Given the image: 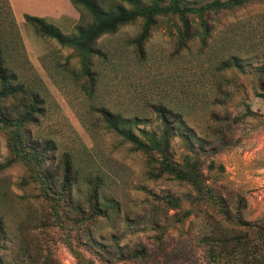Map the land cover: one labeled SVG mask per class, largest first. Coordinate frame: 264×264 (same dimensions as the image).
Wrapping results in <instances>:
<instances>
[{"label": "rangeland", "instance_id": "374dc122", "mask_svg": "<svg viewBox=\"0 0 264 264\" xmlns=\"http://www.w3.org/2000/svg\"><path fill=\"white\" fill-rule=\"evenodd\" d=\"M202 20L203 38L188 15L195 33L183 47L177 16L158 18L139 46L142 21L121 26L95 41L105 60L98 52L80 77L72 48L16 21L0 0V66L16 77L0 100V164L17 156L0 170L3 264H214L207 241L247 235L263 247L264 0ZM91 21L82 9L75 23H46L72 36ZM20 102L31 119L18 141L12 122L25 111L11 108ZM159 107L175 128L166 145ZM99 108L135 117L131 131L151 149L134 150L106 129ZM187 166L199 175L200 193L172 174Z\"/></svg>", "mask_w": 264, "mask_h": 264}, {"label": "trees", "instance_id": "16d2710c", "mask_svg": "<svg viewBox=\"0 0 264 264\" xmlns=\"http://www.w3.org/2000/svg\"><path fill=\"white\" fill-rule=\"evenodd\" d=\"M68 1L71 6L79 13V18L82 9L86 10L92 18V21L87 25L75 26V35L65 36L55 26H52L49 23L47 24L46 20L42 18H37L29 15H23L22 17L23 21L27 24L32 25L33 29H35L37 32L55 40L59 45L63 47L72 48L79 58L81 66L79 76L87 77L90 73L89 67L92 65V58L99 52L93 47L94 43L102 35L112 34L119 27L133 23L135 20L139 19L142 21L141 30L138 39L136 40V43L139 46L148 38V32L155 25V21L158 18L177 16L181 23V28L176 30L177 37L179 39V46L183 47V41L186 39L189 40L191 35L195 33L191 32V30L189 29V24L187 21L188 15H194L198 19L199 32L197 33L203 38L209 32L208 27L205 26L202 20L205 14L209 12L215 13L216 10L240 7L244 5L248 0H212L199 6H190L185 2V0H149L148 3L144 5H139L134 0H111V4L106 8H102L104 0ZM122 2L127 3L129 7H125ZM99 54L100 52L98 53V57H102L105 60V57L103 55L99 56ZM1 59L2 58L0 55V62ZM88 79L91 80V78ZM11 80H16L14 74H11L7 69L0 66V100H5L6 97L11 93ZM15 87H17V90L19 92L21 91V89H23L22 84H16ZM257 96L264 100L263 93H259L257 94ZM23 104L24 102H20L19 104L13 106L11 108V111L13 113H17L20 108H23ZM23 110L25 112L21 116H17L15 118V120H21L12 122L14 123L13 127L16 128L14 130L15 133L13 136H15V138L17 137L18 141H20L19 132L21 131V125L27 123L31 119V114H29V112L24 108ZM98 112L103 118L106 129L110 130L113 134L120 137L124 142L132 145V148L134 150L148 152L151 149L150 148L148 150V147L143 142L139 141L131 131V126H134L135 123H137V119L135 117L131 118V120L123 119L120 116H113L112 113L105 111L103 108H99ZM166 112L167 111L162 107L156 108L157 119L164 128L159 137L165 145L169 136L173 135V133L175 132V128H173L168 121V115H165ZM125 123L127 126L124 127ZM180 125L181 123H178L177 135L184 134V130H180ZM10 149L12 154L13 152L16 153V150L12 151V149H16L14 144L10 145ZM16 157L17 156L13 154L12 159H8L3 164H0V170L13 163ZM192 166H194V164H192ZM167 167L168 166H166L165 169H168ZM189 168L188 166L178 169L172 168V174L178 181H183L189 184L196 190V192L200 193L199 187H201L202 185L200 184L199 175L196 171H194V169ZM62 187L66 188L67 190H69L70 187L65 177L63 179ZM93 193L94 202H96L93 210H95L97 207L98 211H100L97 202V195H95V192ZM164 199V202L166 204L172 207H176V201L174 199H171L169 197H164ZM59 202L60 200H55L54 205ZM61 202L64 203V200H62ZM69 202H71V199ZM1 235H3V231L1 229L0 223V240ZM262 237H264V232H262ZM206 243L208 245V252L210 251L211 254L210 259L214 262V264H220L222 262L230 260V258L237 259L239 262L242 261L240 264H264V254H261L262 249L264 250V245L262 247L256 243H251L247 238V235L245 237L232 238L231 240L224 239L219 241H212L211 243L207 241ZM119 254L122 255L123 252L120 251ZM223 258V261L218 262ZM0 264H3L1 257Z\"/></svg>", "mask_w": 264, "mask_h": 264}, {"label": "crops", "instance_id": "0c3cea01", "mask_svg": "<svg viewBox=\"0 0 264 264\" xmlns=\"http://www.w3.org/2000/svg\"><path fill=\"white\" fill-rule=\"evenodd\" d=\"M13 18L21 21L23 15L58 23H75L79 14L68 0H6Z\"/></svg>", "mask_w": 264, "mask_h": 264}]
</instances>
